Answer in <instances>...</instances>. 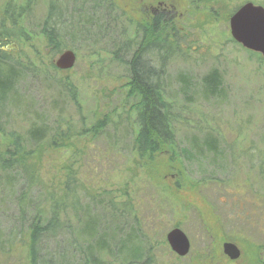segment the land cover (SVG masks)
<instances>
[{"label": "rangeland", "instance_id": "obj_1", "mask_svg": "<svg viewBox=\"0 0 264 264\" xmlns=\"http://www.w3.org/2000/svg\"><path fill=\"white\" fill-rule=\"evenodd\" d=\"M60 2L0 0V34L10 35L2 46L14 58L35 61L43 68L54 66L65 50L78 55L74 69L53 75L75 96L42 78H25L18 87L23 104L53 132L36 154L38 159L32 160L42 189L59 193L73 176L77 186L90 193L105 192L129 203L149 232L157 264H264V247L255 250L264 246V58L241 47L229 26L241 6L252 2L264 7V0H181L184 15L170 39L169 81L162 86L177 119L173 128L179 148L193 155L191 161L180 158L181 177L179 166L167 167L163 156L151 162L138 160L131 139L134 115L129 131H121L134 104L127 86L130 57L120 54V61H115L114 44L96 42L97 30L104 28L98 18L101 10L114 5L113 17L120 16L126 24L135 17L131 1L109 0L101 10L92 4L73 5L72 0ZM52 10H58L62 21L52 16L50 23L65 26V46L56 55L41 35ZM21 13L24 16L19 17ZM213 71L221 76L223 95L205 99L202 81ZM183 78L190 83L186 89ZM104 117L111 122L98 138L91 127ZM24 123L15 121L16 128L22 131ZM57 132L63 134L58 143L64 146L55 148L50 140ZM207 136L216 139L218 155L202 148L205 152L197 156L193 143L202 146ZM12 209L10 204L3 208ZM176 225L191 241L192 251L185 258L177 256L166 239ZM228 242L241 248L239 261L224 256L222 246Z\"/></svg>", "mask_w": 264, "mask_h": 264}, {"label": "trees", "instance_id": "obj_2", "mask_svg": "<svg viewBox=\"0 0 264 264\" xmlns=\"http://www.w3.org/2000/svg\"><path fill=\"white\" fill-rule=\"evenodd\" d=\"M58 10H52L41 31L53 55L62 52L65 46L62 35L65 26L58 21L53 25L50 23L52 16L62 21ZM106 11L108 19L114 18L112 8ZM22 16L21 13L19 17ZM13 19L16 24L17 18ZM101 29L99 27L98 32ZM113 37L115 35L108 32L104 40L110 38L106 42L114 43ZM9 38L10 35L0 34V115L10 113L6 119L0 117V264H157L151 253L153 245L147 235L149 232L129 203L108 197L105 192L90 193L77 186L73 176L59 193L42 189V180L35 168L37 164L32 160L38 159L36 154L53 132L50 124L40 122L38 113L23 104L18 87L25 78H42L73 96L75 92L53 77L58 69L52 64L42 68L35 61L14 58L3 50L2 44ZM114 53L115 61H120V53ZM160 74L158 70L153 71L147 60L133 62L127 86L128 97L134 104L131 113L126 114L128 125L123 130L116 129L128 132L130 116L134 115L131 139L138 160L151 162L163 156L168 162L167 167L179 166L181 177L184 173L180 172L182 161H191L193 155L180 149L175 139L173 125L177 119L172 116L171 106L163 95V73ZM202 82L205 99L223 95L221 76L217 71L211 72ZM181 83L184 89L190 85L185 78ZM30 116L35 118L27 119ZM19 119L25 121L26 127L22 131L16 128L15 121ZM110 122L109 117H104L91 127L92 134L101 137ZM54 135L50 143L55 148L64 146L58 143V139L63 140V134L57 132ZM202 144L196 146L193 143L197 156L204 150L218 155V143L213 136H207ZM194 188L198 189V186ZM9 204L13 209L5 212L3 208ZM176 228L180 227L176 225ZM263 247L257 246L255 250L260 251ZM221 256L220 253L215 257L221 259Z\"/></svg>", "mask_w": 264, "mask_h": 264}, {"label": "flooded vegetation", "instance_id": "obj_3", "mask_svg": "<svg viewBox=\"0 0 264 264\" xmlns=\"http://www.w3.org/2000/svg\"><path fill=\"white\" fill-rule=\"evenodd\" d=\"M107 1L109 0H72L71 4L76 5L80 3L82 6L92 4L93 9L98 8L101 10ZM130 1L134 8L133 13L135 17L130 18V22L126 24L122 22L123 20L120 16L108 19L109 13L106 10H101V15L98 18L104 28L101 27L103 29L99 31L101 37L96 43L103 42L104 36L108 35V32L114 34L113 44L117 48V52L130 57L127 63L128 66L130 64L129 68H132L135 60H147L153 71H160V75L163 73L161 86H165V79L168 80V73L166 71L171 55L170 39L178 33V27L182 23L184 15L182 13V6L180 5L181 0ZM111 6L114 9L112 12L114 15L116 9L114 5ZM93 23L92 25H95ZM92 25L89 26L86 32L90 28L92 29ZM94 27L98 29V25ZM109 27L112 29H109ZM169 27L172 29L171 32ZM89 40L90 38L88 37L87 41ZM107 40L109 42L110 38Z\"/></svg>", "mask_w": 264, "mask_h": 264}, {"label": "water", "instance_id": "obj_4", "mask_svg": "<svg viewBox=\"0 0 264 264\" xmlns=\"http://www.w3.org/2000/svg\"><path fill=\"white\" fill-rule=\"evenodd\" d=\"M230 18L231 36L241 46L251 53L264 58V7L255 3H247L240 7ZM78 55L72 50H65L54 61V66L60 71L74 69ZM167 242L174 253L185 258L192 251L190 238L180 228L172 229L166 236ZM224 256L231 261H239L242 250L236 244H223Z\"/></svg>", "mask_w": 264, "mask_h": 264}]
</instances>
